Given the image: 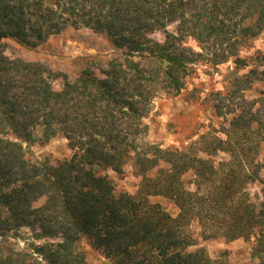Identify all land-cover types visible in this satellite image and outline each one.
Masks as SVG:
<instances>
[{"label":"trees","instance_id":"1","mask_svg":"<svg viewBox=\"0 0 264 264\" xmlns=\"http://www.w3.org/2000/svg\"><path fill=\"white\" fill-rule=\"evenodd\" d=\"M70 28L107 36L122 57L87 58L70 80L6 53L11 42L36 48ZM157 32L164 41L151 38ZM263 32L264 0H0V264H87L84 240L111 264H213L190 250L195 220L205 240L254 239L264 264V89L248 95L264 85V55L240 56ZM229 62L235 69L214 106L232 116L225 138L186 150L145 141L156 100L179 96L198 65ZM57 136L70 159L27 156L25 144ZM219 153L228 159L216 162ZM129 164L142 179L136 195L106 174ZM151 196L174 202L178 216ZM23 229L35 242L20 248Z\"/></svg>","mask_w":264,"mask_h":264},{"label":"rangeland","instance_id":"2","mask_svg":"<svg viewBox=\"0 0 264 264\" xmlns=\"http://www.w3.org/2000/svg\"><path fill=\"white\" fill-rule=\"evenodd\" d=\"M175 26L169 28L173 31ZM156 41H164L165 35L157 32L151 35ZM187 46L200 51L194 40H188ZM6 53L9 57L18 56L26 60L38 61L53 71L67 74L70 80L78 76L84 69L87 58H95L107 62L111 59L122 57V51L116 48L110 39L89 29L70 28L65 32L51 36L36 48H28L17 42L8 45ZM257 54L264 55V32L255 39L250 47L244 48L240 56L242 58L255 57ZM260 60L253 62L259 64ZM264 69V67H262ZM235 69V64H227L211 67L198 65L197 71L187 80L186 88L179 96H163L155 101L151 114L145 119L148 126L145 141L160 145L163 148L179 150L202 149L204 144L213 138H225L224 129L228 128L232 119L231 115L219 116L214 106L224 97L229 86V74ZM248 69L242 70L240 74L246 73ZM57 87L61 81H57ZM264 89L263 84H256L254 89L248 93L249 96L257 95L258 91ZM223 95H218L220 93ZM27 156L33 161L57 164L70 159L74 151L70 148L68 140L57 136L48 142L39 141L33 145H24ZM228 156L219 153L214 160L221 162L227 160ZM259 159L264 160V148ZM106 174L116 185L117 190L126 191L136 195L141 187L142 179L136 174L133 165L129 164L123 173L118 174L113 170H107ZM253 200L257 199L260 187L250 185L248 187ZM152 204L160 205L173 217H177L180 210L176 204L164 197L151 196ZM40 200L37 205L43 204ZM186 231L195 239L196 245L190 250L203 249L213 264H258L253 256L254 239L243 238L229 241L224 238L205 240L199 223L192 221ZM20 238L14 242L20 248H24L29 242H35L33 233L23 229ZM81 248L86 251L87 264H111L104 256L103 251L95 250L84 240Z\"/></svg>","mask_w":264,"mask_h":264}]
</instances>
